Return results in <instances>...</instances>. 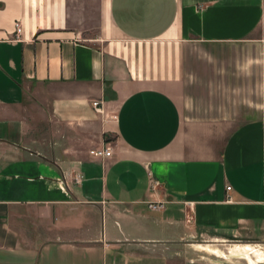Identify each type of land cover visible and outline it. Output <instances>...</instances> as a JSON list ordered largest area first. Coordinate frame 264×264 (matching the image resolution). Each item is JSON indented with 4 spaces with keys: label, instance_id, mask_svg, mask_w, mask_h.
<instances>
[{
    "label": "crops",
    "instance_id": "0c3cea01",
    "mask_svg": "<svg viewBox=\"0 0 264 264\" xmlns=\"http://www.w3.org/2000/svg\"><path fill=\"white\" fill-rule=\"evenodd\" d=\"M96 2L91 43L72 0H0V264H221L194 241L263 243L264 116L202 113L186 59L264 45V0Z\"/></svg>",
    "mask_w": 264,
    "mask_h": 264
},
{
    "label": "rangeland",
    "instance_id": "374dc122",
    "mask_svg": "<svg viewBox=\"0 0 264 264\" xmlns=\"http://www.w3.org/2000/svg\"><path fill=\"white\" fill-rule=\"evenodd\" d=\"M72 6L75 22L84 30L85 40L93 43L99 38L96 0H72ZM186 67L191 83L186 94L207 110L202 113L245 112L254 109L264 116V45L245 43L195 47L188 51ZM194 244H203L198 248L204 251H192L195 259L221 264H248L240 259L229 261L214 253L218 251L229 255L232 249L238 247H230L235 244L259 245L258 249L262 248L264 252V242L248 243L237 238L227 242H212L199 237Z\"/></svg>",
    "mask_w": 264,
    "mask_h": 264
},
{
    "label": "bare ground",
    "instance_id": "6f19581e",
    "mask_svg": "<svg viewBox=\"0 0 264 264\" xmlns=\"http://www.w3.org/2000/svg\"><path fill=\"white\" fill-rule=\"evenodd\" d=\"M209 252H211V250ZM214 253L219 257H225L227 260L240 259L247 261L249 264H261L264 262V252L252 246L237 247L232 249L229 255L222 254L218 251H214Z\"/></svg>",
    "mask_w": 264,
    "mask_h": 264
},
{
    "label": "built area",
    "instance_id": "2783aa9c",
    "mask_svg": "<svg viewBox=\"0 0 264 264\" xmlns=\"http://www.w3.org/2000/svg\"><path fill=\"white\" fill-rule=\"evenodd\" d=\"M16 28H17V31H16V35H15V38L14 40L15 41H20L21 39V32H22V27H21V23H17L16 24ZM102 103L101 102H94L93 103V107L96 108V110L98 112H101V108H98L99 105H101ZM91 155H93L94 157H98V158H106V157H111L112 156V151L110 148H105V149H102V150H93L91 151ZM228 191L231 190V187H228L227 188ZM153 207L154 209H158V206H151Z\"/></svg>",
    "mask_w": 264,
    "mask_h": 264
}]
</instances>
